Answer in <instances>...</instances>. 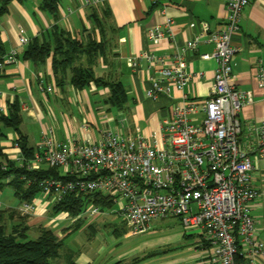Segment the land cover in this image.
I'll list each match as a JSON object with an SVG mask.
<instances>
[{"label":"crops","instance_id":"crops-1","mask_svg":"<svg viewBox=\"0 0 264 264\" xmlns=\"http://www.w3.org/2000/svg\"><path fill=\"white\" fill-rule=\"evenodd\" d=\"M40 3L41 0H14L9 4L8 11L0 16L2 48L5 54L11 50L17 51L15 63L0 67V114H9L14 103H18L20 132L28 146L35 148V154L42 133L48 130L58 141L79 142L97 141L103 131L110 129L130 135L140 131L146 135L155 134L158 144L162 146L161 122L169 116L172 107L180 103L181 92L171 87L168 94L160 95L155 100L149 98L146 91L151 87L153 71L138 57L144 52H152L170 60L173 54L182 51L187 40L202 29H223L226 22L225 1L98 0L88 3L85 0H60L57 16L42 10ZM163 8L164 13L173 19L171 34L164 39L151 41L148 30L165 24ZM95 18L100 19V26ZM54 25L70 31L73 36L83 38L93 31L99 38H105L104 50L94 56L93 71L96 77L122 84L126 100L121 106L108 101V85L90 82L83 88L73 87L68 82L70 70L66 73L65 82L58 85L51 56L40 64L22 57L28 43L21 46L19 38L26 37L28 42L34 38L51 40ZM231 44L235 49L231 81L237 89L249 92L252 99L239 113L241 130L238 143L250 155L255 166L251 182L258 194L250 203V209L256 235L264 242V132L261 133L264 131V85L258 80L259 67L264 65V0H249L242 11L239 30L231 35ZM212 50V43L201 41L194 50L183 52L187 71L197 75L184 91L199 107L211 91L216 68L213 59L202 58L201 54L211 53ZM132 57L137 59L135 64L129 61ZM41 80L53 90L42 91ZM203 116V112L198 111L191 114L190 119L199 123ZM16 138L15 130L0 120V161H17L22 152L15 144ZM6 186L10 190L4 192L2 189L0 192V212L4 213L3 221L8 231L12 226L24 223L28 230L45 227L58 237L63 235L66 226L60 225L67 216H71L65 212L53 213L51 197L47 200L40 193L36 195L32 200L34 211L22 217L24 215L19 214L22 201L15 196L12 187ZM181 235L186 240H192L188 242L186 255L170 260L160 258L156 264L198 263L203 251L199 234L182 229ZM117 256L102 264L116 261L128 263L129 258ZM74 258L78 264H93L83 254L74 252ZM256 264H264V257H259Z\"/></svg>","mask_w":264,"mask_h":264},{"label":"built area","instance_id":"built-area-1","mask_svg":"<svg viewBox=\"0 0 264 264\" xmlns=\"http://www.w3.org/2000/svg\"><path fill=\"white\" fill-rule=\"evenodd\" d=\"M224 1L223 29H202L170 60L152 52L138 57L153 71L151 87L146 91L149 98L168 94L171 87L181 92L180 103L161 122L163 145L158 144L155 134L140 131L130 135L105 130L94 142L58 141L51 130L44 131L34 157L25 159L20 153L16 162L21 166L25 163L28 169L56 167L71 178L42 179L41 193L53 203L67 193L106 195L111 206L90 203L77 217L109 211L120 216L133 234L147 231L153 220L175 217L184 231L200 236L203 251L197 264H256L264 257V242L256 235L250 209L258 194L251 182L255 166L238 143L239 113L252 99L249 92L237 89L231 81L235 52L231 35L239 30L249 0ZM172 24L173 19L165 14L164 26L151 27L148 39L168 37ZM201 41L213 44L212 52L201 57L213 59L216 68L211 91L199 107L184 91L197 75L187 71L183 52L194 50ZM19 43L26 45L28 40L21 36ZM16 61L17 51L11 50L0 57V67ZM129 61L135 64L137 59ZM258 80L264 85V65L259 67ZM40 89L53 90L42 80ZM198 111L204 116L194 123L190 115ZM34 208L32 202H22L20 211L30 214Z\"/></svg>","mask_w":264,"mask_h":264},{"label":"trees","instance_id":"trees-1","mask_svg":"<svg viewBox=\"0 0 264 264\" xmlns=\"http://www.w3.org/2000/svg\"><path fill=\"white\" fill-rule=\"evenodd\" d=\"M12 1L14 0H0V16L8 11V6ZM59 1L41 0L40 8L57 16ZM95 20L96 24L100 26V19L95 18ZM51 36V40L31 39L24 48L22 57L35 64H40L51 56L52 69L58 85L65 82L66 73L70 70L71 76L68 82L73 87L83 88L90 82H95L99 85H108L110 88V96L108 99L110 104L121 106L125 102L126 94L120 82L105 81L100 77H96L94 74V56L104 50L105 38L103 36L100 37V41L92 39L89 34L81 38L73 36L70 31L59 28L57 25L53 26ZM4 54L5 52L0 40V57ZM18 108V103H14L12 111L9 114H0V120L15 130L17 133L16 143L19 145L23 156L25 159H31L34 157L35 148L28 146L25 136L20 132ZM41 166L38 169H28L25 163L21 166L19 163L9 159L0 161V192L5 185H9L14 189V194L20 201L32 202L33 198L42 191L39 186V182L42 179L71 178L62 175L56 167ZM90 203L111 206L109 198L99 192L88 195L67 193L53 204L52 210L55 214L65 212L71 217H77ZM3 215L4 213L1 211L0 264H52L50 260L61 256L62 242L51 229L40 227L38 228V236L34 239H29L26 233L28 231L27 225L18 223L8 231L6 223L3 221ZM89 228H91L90 225ZM154 254V252L150 251L146 254V257L144 255L142 257L136 256L130 264L139 263L141 260ZM62 256H64L65 264H78L75 261L74 252L69 249ZM113 264L123 263L116 261Z\"/></svg>","mask_w":264,"mask_h":264},{"label":"rangeland","instance_id":"rangeland-1","mask_svg":"<svg viewBox=\"0 0 264 264\" xmlns=\"http://www.w3.org/2000/svg\"><path fill=\"white\" fill-rule=\"evenodd\" d=\"M87 34L96 41L101 39L93 31L85 35L87 36ZM3 190L8 192L10 188L6 186ZM40 194L42 198L50 199L49 196ZM51 205L52 201L48 205L49 208ZM20 207L19 214L27 217L28 214H23ZM64 220L60 227L66 226V228L63 230V235L58 237L62 242L61 256L50 260L52 264H65L62 255L68 249L75 254L87 256L93 264H102L107 260H114L118 257L117 255L125 259L129 258L128 263L130 264L136 256L142 257L144 255L146 257L148 252L158 251L159 253L152 257H147L139 263L136 262L137 264H156L160 258L170 260L180 255L185 256L186 249L192 242L191 239L186 240L182 237V227L175 217L153 220L147 231L138 234H133L120 216L109 211L94 217H83L82 215L72 218L67 216ZM89 223L93 229L89 228ZM26 233L29 239L38 236L37 229H29ZM128 263L126 262V264Z\"/></svg>","mask_w":264,"mask_h":264}]
</instances>
